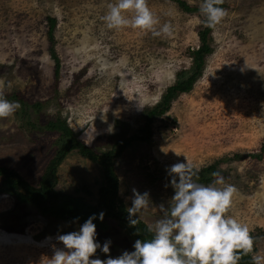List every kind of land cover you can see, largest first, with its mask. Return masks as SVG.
Returning <instances> with one entry per match:
<instances>
[{"label":"rangeland","instance_id":"1","mask_svg":"<svg viewBox=\"0 0 264 264\" xmlns=\"http://www.w3.org/2000/svg\"><path fill=\"white\" fill-rule=\"evenodd\" d=\"M224 1L228 15L210 32L212 50L191 88L154 119L149 142L133 141L114 159L117 194L128 208L132 188L149 191L152 202L140 220L154 224L163 218L159 205L168 206L174 195L164 187L170 179L166 168L184 157L197 170L217 160L215 172L237 189L230 214L259 233L251 256H264V0ZM116 2L0 0V83L7 99L24 101L13 117L0 119V166L31 185L58 149V131L44 130L46 121L59 117L84 145L107 149L140 127L141 110L191 66L199 11L186 12L174 0H147L160 26H173L171 37H155L108 29L102 17ZM47 16L55 18L56 79L47 52ZM100 180L99 166L73 149L56 168L55 189H79L78 195L94 203ZM2 189L0 180V264H46L51 245L63 247L55 237L83 224L43 216ZM103 225L96 227L97 240L112 241V257L133 250L125 228L113 220ZM97 257L107 259L99 250L92 258Z\"/></svg>","mask_w":264,"mask_h":264},{"label":"clouds","instance_id":"2","mask_svg":"<svg viewBox=\"0 0 264 264\" xmlns=\"http://www.w3.org/2000/svg\"><path fill=\"white\" fill-rule=\"evenodd\" d=\"M224 0H203L200 12L205 17V25L215 29L228 15L220 7ZM110 30L131 28L155 37H171L173 26L164 23L150 10L147 0H117L108 5L102 17ZM243 70V69H242ZM21 108L17 101L6 98L4 85L0 83V119H7ZM111 127L109 132H111ZM175 154L179 157L180 154ZM169 182L164 185L174 190L170 204L159 205L163 218L146 227L151 239H136L133 250H124L119 256L110 255L112 241L102 245L97 240L94 220L103 221L105 213L92 214L78 230L55 237L52 255L46 264H239L243 256L253 253L254 238L249 227L230 214L237 189L226 184L220 172H213L211 183H199V172L184 157L166 168ZM129 197L131 206L127 208V221L136 229L140 214L152 202L150 192L141 193L132 188ZM78 219V218H77ZM51 239V238H49ZM107 259L92 258L97 251ZM252 264H264V256H251Z\"/></svg>","mask_w":264,"mask_h":264},{"label":"trees","instance_id":"3","mask_svg":"<svg viewBox=\"0 0 264 264\" xmlns=\"http://www.w3.org/2000/svg\"><path fill=\"white\" fill-rule=\"evenodd\" d=\"M174 1L186 12H200V7L197 5H189L184 0ZM220 7H225V1ZM199 16L201 22L196 31L198 44L197 47H192L188 53L191 59V66L186 71H179L176 74L175 80L164 88L158 100L153 105L146 106L141 110L142 124L140 127L129 136L116 141L107 149L95 151L90 146L84 145L76 139L63 119L55 117L52 120H48L44 123L43 129L58 131L59 144L58 149L43 168L37 184L31 185L14 170L0 166V180L3 185L2 192L12 194L14 199L19 203L32 204L39 214L55 219H69L84 223L92 214H97L98 217V214L103 211L105 213L103 220H113L119 226L125 228L133 243L136 239H151V234L146 231L147 225L141 220L137 225L140 235L134 234L136 233V229L128 225L127 208L117 194L118 181L113 168L114 159L133 141L149 142L152 136L151 125L154 119L160 117L169 109L170 102L178 94L187 92L199 75L204 57L212 50L210 46V32L213 29L205 25V17L201 12ZM46 22L47 52L53 62V74L56 79L58 76L59 59L54 49L53 30L55 18L47 16ZM14 101L19 102L20 105L24 102L22 98L15 96ZM32 107L36 110L40 107V103L35 102L32 104ZM263 146L264 144H262L261 148ZM73 149L82 157L96 163L100 168L101 180L96 189L94 203H90L81 195H78L79 189H75L76 193H65L55 189L56 168L65 153ZM240 156L239 154H234L233 158H239ZM216 165L217 160L198 170V182L203 184L209 182L212 178L211 174L215 172ZM93 223L98 228L104 227L103 221H100L99 218L94 220ZM250 234L254 238V243L257 242L259 233L250 232ZM239 264H252L251 254L243 256Z\"/></svg>","mask_w":264,"mask_h":264}]
</instances>
